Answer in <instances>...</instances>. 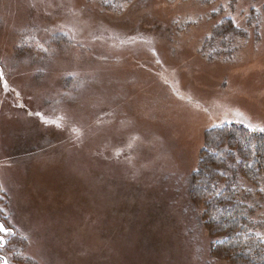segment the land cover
I'll return each mask as SVG.
<instances>
[{
    "label": "rangeland",
    "instance_id": "obj_1",
    "mask_svg": "<svg viewBox=\"0 0 264 264\" xmlns=\"http://www.w3.org/2000/svg\"><path fill=\"white\" fill-rule=\"evenodd\" d=\"M259 6L0 0V257L228 264L188 187L212 125L264 127ZM226 18L238 32L215 35ZM239 189L264 237V192Z\"/></svg>",
    "mask_w": 264,
    "mask_h": 264
},
{
    "label": "trees",
    "instance_id": "obj_2",
    "mask_svg": "<svg viewBox=\"0 0 264 264\" xmlns=\"http://www.w3.org/2000/svg\"><path fill=\"white\" fill-rule=\"evenodd\" d=\"M259 4L256 10L264 13V0ZM236 30L231 18H226L214 34ZM244 181L256 187V193L264 192V133H254L237 122L210 128L188 194L200 208L204 226L213 238L214 256L228 264H264V237L254 232L256 209L239 189Z\"/></svg>",
    "mask_w": 264,
    "mask_h": 264
},
{
    "label": "snow or ice",
    "instance_id": "obj_3",
    "mask_svg": "<svg viewBox=\"0 0 264 264\" xmlns=\"http://www.w3.org/2000/svg\"><path fill=\"white\" fill-rule=\"evenodd\" d=\"M159 62V61H158ZM3 71L0 70V80L3 79ZM4 88L7 89L8 88V85L7 83L5 82L4 83ZM219 125H212L211 127L212 128H215V127H218ZM250 127V130L252 132H259V133H264V127H252V126H249ZM138 139V137L136 136H133L131 137L130 141L128 142L127 144V148L128 149H131L134 147L135 145V142L136 140ZM124 152V149H118L116 152H115V156L119 157L122 155V153ZM127 160L129 163L132 162V158L131 156L127 157ZM220 175H224V173H220ZM212 188H216V185H212L211 186ZM261 191H264V189H261ZM217 194H219V192H217ZM16 235V231L14 228L11 227V225H7L6 226V223L4 222H0V249H3L4 247H6L8 244H9V237H13ZM0 264H8V259L7 257H0Z\"/></svg>",
    "mask_w": 264,
    "mask_h": 264
}]
</instances>
